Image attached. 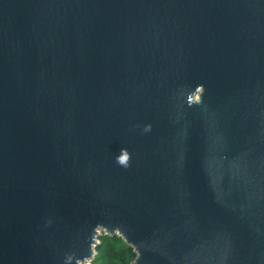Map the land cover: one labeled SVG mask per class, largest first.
Returning <instances> with one entry per match:
<instances>
[{"label": "water", "instance_id": "water-1", "mask_svg": "<svg viewBox=\"0 0 264 264\" xmlns=\"http://www.w3.org/2000/svg\"><path fill=\"white\" fill-rule=\"evenodd\" d=\"M103 232L264 264V0H0V264Z\"/></svg>", "mask_w": 264, "mask_h": 264}, {"label": "rangeland", "instance_id": "rangeland-1", "mask_svg": "<svg viewBox=\"0 0 264 264\" xmlns=\"http://www.w3.org/2000/svg\"><path fill=\"white\" fill-rule=\"evenodd\" d=\"M118 236L119 235H117L114 239H111L107 237L106 234L103 232V234H101L99 238V245L101 244L100 247L96 249L93 259L91 261H87V263L109 264L108 251L111 243H117L118 245H121L122 247L127 249L130 253H134V250L128 249L125 241L123 239H120Z\"/></svg>", "mask_w": 264, "mask_h": 264}, {"label": "trees", "instance_id": "trees-1", "mask_svg": "<svg viewBox=\"0 0 264 264\" xmlns=\"http://www.w3.org/2000/svg\"><path fill=\"white\" fill-rule=\"evenodd\" d=\"M106 236L111 239H114L117 235L111 236L109 234H106ZM119 238L122 239L121 237ZM100 245L97 248H99ZM126 245L128 249L134 250L133 247L129 246L127 243ZM135 258H136L135 251L134 253H130L127 249H125L121 245H118L117 243L110 244V248L108 251L109 264H131Z\"/></svg>", "mask_w": 264, "mask_h": 264}, {"label": "clouds", "instance_id": "clouds-1", "mask_svg": "<svg viewBox=\"0 0 264 264\" xmlns=\"http://www.w3.org/2000/svg\"><path fill=\"white\" fill-rule=\"evenodd\" d=\"M124 150H122V152H123ZM117 160H118V163L119 164H121V165H123V166H127L128 165V160H129V155L126 153V152H124V154L123 155H121V156H119L118 158H117Z\"/></svg>", "mask_w": 264, "mask_h": 264}]
</instances>
